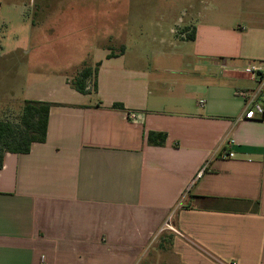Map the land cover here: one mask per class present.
I'll use <instances>...</instances> for the list:
<instances>
[{"label": "crops", "instance_id": "0c3cea01", "mask_svg": "<svg viewBox=\"0 0 264 264\" xmlns=\"http://www.w3.org/2000/svg\"><path fill=\"white\" fill-rule=\"evenodd\" d=\"M188 1L173 20L195 39L160 52L157 73L135 61L141 51L132 63L126 45L111 58L102 47L97 93L72 89L71 77L54 99L48 78V95L41 85L22 100L54 106L44 143L5 154L0 264H264V116L244 119L238 95L261 85L244 68L264 65V0ZM6 20L0 13V32ZM34 50L27 40L19 63ZM24 80H0V112ZM149 132L166 133L165 144H148ZM170 216L179 234L156 251L152 234Z\"/></svg>", "mask_w": 264, "mask_h": 264}, {"label": "rangeland", "instance_id": "374dc122", "mask_svg": "<svg viewBox=\"0 0 264 264\" xmlns=\"http://www.w3.org/2000/svg\"><path fill=\"white\" fill-rule=\"evenodd\" d=\"M187 3L188 0H0V13L7 19L0 32V53L5 54L0 57V80L4 84L10 75L23 77L27 85L24 91L20 87L15 102L2 106L0 121L17 124L26 100L22 105L21 102L35 94L33 87L42 85L41 93L48 95V78L55 80L50 88L59 91L52 98L69 91L64 88L66 79L75 76L78 68L94 67L93 62L104 54L102 47L110 54L124 44L129 52L128 62L141 59L143 65L154 66L157 73L155 58L160 52L179 53L178 45L185 47L183 51L190 47L180 39L181 28L175 27L173 20L180 4ZM171 28L177 32L171 33ZM159 36L178 42L175 47H158L153 40ZM27 40H31L35 50L26 65L19 63L18 57ZM135 51H141V58L134 55ZM25 67L28 71L24 75L21 68ZM169 231L154 242L156 251L163 250L161 245L167 241Z\"/></svg>", "mask_w": 264, "mask_h": 264}, {"label": "trees", "instance_id": "16d2710c", "mask_svg": "<svg viewBox=\"0 0 264 264\" xmlns=\"http://www.w3.org/2000/svg\"><path fill=\"white\" fill-rule=\"evenodd\" d=\"M181 35H185V40L195 39V30L183 28ZM125 48L121 47L120 53H124ZM111 52L108 57H114ZM101 62L93 66L82 67L68 83L77 92L87 95L98 91L97 74ZM53 103L45 101L26 100L23 103L18 118V123L10 121H0V170L3 168L6 153L27 154L34 144L46 141L49 114ZM116 108H123V105L116 104ZM167 140L166 133L149 132L147 141L150 145L162 146Z\"/></svg>", "mask_w": 264, "mask_h": 264}, {"label": "built area", "instance_id": "2783aa9c", "mask_svg": "<svg viewBox=\"0 0 264 264\" xmlns=\"http://www.w3.org/2000/svg\"><path fill=\"white\" fill-rule=\"evenodd\" d=\"M244 74H246L250 79L252 80H258L261 82V85L254 89V90H248V91H240L238 92V95L241 96L244 99L246 111L244 114V119L253 120L257 117H263L264 116V65H259L256 63H249L244 68ZM127 118L128 120L137 123L140 119V115L136 112H127ZM230 143H233L231 141ZM225 159H231L235 157L234 152L224 153L221 155ZM205 170V167L200 171V175ZM172 216L169 217L168 221L165 223V225L156 233L152 234V240L153 243L156 242L159 238V235L167 230H171L175 233L179 232L172 227L171 223ZM41 264H47L46 262H42Z\"/></svg>", "mask_w": 264, "mask_h": 264}]
</instances>
